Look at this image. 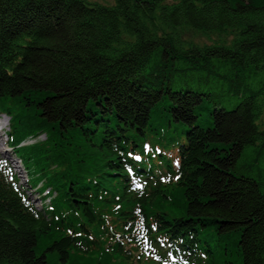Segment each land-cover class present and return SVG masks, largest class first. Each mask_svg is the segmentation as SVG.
<instances>
[{"label": "trees", "instance_id": "16d2710c", "mask_svg": "<svg viewBox=\"0 0 264 264\" xmlns=\"http://www.w3.org/2000/svg\"><path fill=\"white\" fill-rule=\"evenodd\" d=\"M180 28L235 33L230 43L200 46L184 41ZM193 74L222 81L219 92L195 89ZM259 77L264 0H0L1 109L13 116L15 145L46 134L45 143L22 148L28 156L19 153L37 181L59 191L58 211H72L68 224L82 236L102 206L115 202L121 134L159 110L169 124L187 127L183 176L151 197L118 198L125 207L162 212L163 230L175 237L195 231L207 238L208 264H264V183L244 174L240 162L247 147L264 150ZM179 82L187 87L176 90ZM225 96L241 101L234 109L217 103L212 126H200L205 102ZM61 165L60 174L48 173ZM100 188L109 193L100 198ZM61 226L33 217L0 182V264H48L46 251L60 264H86L75 255L79 239Z\"/></svg>", "mask_w": 264, "mask_h": 264}, {"label": "rangeland", "instance_id": "374dc122", "mask_svg": "<svg viewBox=\"0 0 264 264\" xmlns=\"http://www.w3.org/2000/svg\"><path fill=\"white\" fill-rule=\"evenodd\" d=\"M88 4L91 5H105V6H113L115 5V0H84ZM184 41H189L190 43H195L197 45H214L216 43L220 42H226L230 43L233 39V34L235 33L233 30H227L225 32H207L203 33L198 30H194L192 28H180L177 31ZM188 82L195 88L200 90L201 92H219V87L222 86V81L215 79L213 76L209 75H192L191 79L188 80ZM262 82H264V77H259L256 82V88L258 89ZM182 86V87H181ZM187 87V84H184L183 82L176 83L174 85V88L176 90H180ZM241 101L240 98L237 96L235 97H229L225 96L223 98H217L216 102H205L204 109H200L198 111L199 115V121L198 124L204 128L211 127L212 126V119L209 116V113L212 112L217 103H223V107H227L228 109H234L238 103ZM153 119H155L158 123H163L165 126L172 127L174 131H176L177 127H180L179 124L175 125L173 124L170 126L168 121V114L167 113H161L159 110H155L152 113ZM5 124L7 125L10 121L8 117H5L3 119ZM260 127L264 128V112L263 115L259 121ZM180 129H186L185 127H180ZM171 135H178L182 141H184L183 135H181L179 132H172ZM46 140V136H41L37 140L35 138L30 137L26 139L22 146H31L35 143H39ZM10 153H13V150H9ZM22 154L24 156L29 155L28 150H23ZM241 164L245 165V171L244 174L249 175L255 179H257L259 182L264 183V150L261 148L260 143H257L255 146L247 147L244 151V154L240 160ZM33 168L35 167L32 165ZM57 170V169H55ZM47 193L44 192L43 195H36L37 199V207L40 208V196H45ZM35 197V196H34ZM43 250V249H41ZM46 254L48 255V264H60L54 255L50 251H46ZM235 256L233 257V261L235 260Z\"/></svg>", "mask_w": 264, "mask_h": 264}, {"label": "bare ground", "instance_id": "6f19581e", "mask_svg": "<svg viewBox=\"0 0 264 264\" xmlns=\"http://www.w3.org/2000/svg\"><path fill=\"white\" fill-rule=\"evenodd\" d=\"M183 127L187 128L186 126H183ZM172 132H174V133L179 132L182 135V130L180 129V127H177L176 131H174L172 129V127H169L168 125L165 126L163 123H158L155 119H153L152 115H150L148 117L147 123L143 127L137 126L136 130H134V128H130L129 134L125 138H123L122 144L118 147L117 146L115 147L116 154L119 157L121 169L123 170L127 160L129 159V157L132 154L147 153V151H151L150 146L152 144H154L155 142L163 141L167 137V134L172 133ZM2 135H5V134L0 132V139H1ZM10 136H14L13 140L16 142V138H15L16 133H12V134H10ZM28 138L29 137H27L26 139H28ZM24 141H25V139L22 140L19 144H17L18 149L16 151L18 154L20 152L19 151L20 149L22 151V148H26L25 145L22 146ZM108 150L109 149L107 148L106 151H108ZM51 161H52V159L49 160V162H51ZM163 161L166 164L172 165L173 162L175 161V158L172 156H166V157H163ZM104 178H105V176L102 174L99 177L100 182L103 181ZM97 184H99V182H97ZM114 188H115V186H114ZM46 193L47 194L45 196H43V197L40 196V200L44 204H49L53 201H57L60 199L59 191L55 188H50L48 191H46ZM90 193H92V195H94L93 190H91ZM108 193H109L108 191L104 190L103 188H100L99 197L101 198L103 194L107 195ZM82 194H87V192L82 191ZM41 195H43V194H41ZM34 196L36 198L35 193H34ZM27 201H28V203L33 202V197L28 196ZM74 214H75L76 218L79 220H81L83 218L82 213L78 209L74 210ZM87 227L91 228L90 224L87 223ZM193 238L196 239L202 245L205 244L203 241L208 243L207 238L201 236L198 232H195V231H193ZM208 253H209V256L211 258L212 254L209 252V250H208Z\"/></svg>", "mask_w": 264, "mask_h": 264}]
</instances>
